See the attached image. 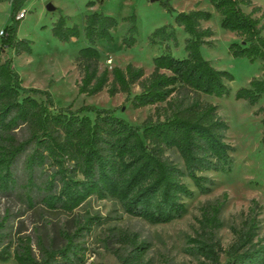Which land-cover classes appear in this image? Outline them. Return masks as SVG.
<instances>
[{
	"label": "trees",
	"instance_id": "1",
	"mask_svg": "<svg viewBox=\"0 0 264 264\" xmlns=\"http://www.w3.org/2000/svg\"><path fill=\"white\" fill-rule=\"evenodd\" d=\"M208 1L219 14L220 25L240 38L230 43L229 51L264 61V9L253 0ZM18 12L14 7L13 20L2 28L0 38V194L15 197L28 208L39 205L66 212L91 196L111 198L125 213L159 224L181 218L188 211L187 199L212 191L214 181L205 172L232 170L233 146L225 140L229 125L217 105L201 99L202 94H229L227 82L234 78L231 71L217 68L202 54V45H213L208 39L213 30L202 26L213 17L211 10H177L172 22L154 28L149 42L163 50L153 57L147 76L143 67L131 62L100 70L98 41L114 39L117 17L94 10L85 15L82 29L63 14L53 21L51 32L58 39L68 41L83 32L87 41L76 57L78 93L95 95L106 88L109 96H128L132 85H138L139 92L130 99L132 108L155 105L154 113L139 124L128 122L111 108L57 106L49 90L25 86L12 66V57H1L7 50L15 55L32 50L30 40L17 36ZM123 20L128 27L122 41L131 46L138 33L137 16L132 13ZM178 29L187 35L182 56L172 49L180 45ZM262 95L264 76L253 77L235 93L251 105ZM257 114H261L264 141V106ZM169 151L176 152L179 160ZM226 196L201 207L200 232L190 237L187 252L199 257L201 264H264V207L253 198L241 225L233 227L234 239L224 246L217 231L223 225L220 214ZM10 217L6 211L0 219V260L85 264L87 248L78 240L80 232H62V243L58 235L48 240L37 235V254L31 236L14 240ZM93 223L100 224L101 219L95 216ZM118 239L127 248L115 250L117 264H154L146 257L149 243L136 233L123 232Z\"/></svg>",
	"mask_w": 264,
	"mask_h": 264
},
{
	"label": "rangeland",
	"instance_id": "2",
	"mask_svg": "<svg viewBox=\"0 0 264 264\" xmlns=\"http://www.w3.org/2000/svg\"><path fill=\"white\" fill-rule=\"evenodd\" d=\"M101 11L119 19V24L112 29L114 39L98 41L102 53L100 70L112 66L124 67L131 62L144 68L145 76L153 69V57L163 50V46L151 44L149 34L162 24L173 21L175 11H187L193 8L211 10L213 17L203 21V27H210L213 35L208 38L213 45H202L205 58L214 66L231 71L234 78L227 82L230 92L224 96L201 95L204 101L217 105L218 113L229 128L225 140L233 146L231 152L233 167L230 172H205L213 181L212 191L207 194H196L187 199L188 211L181 218L168 223L151 224L141 218L125 213L120 205L111 198L99 199L89 197L72 212L51 211L37 205L28 208L21 200L13 196L0 194V219L8 211L13 224V237L31 236L34 251L38 254L37 235L48 240L58 235L62 243V232H80L78 240L87 248L85 264H117L115 250L120 252L127 248L118 237L121 233H136L141 240L149 243L146 254L154 264H201L199 257L187 252L190 237L200 232L201 207L207 202H214L226 194V202L220 214L223 223L217 234L224 246L234 239L233 227L238 228L244 218L250 202L257 199L264 207V141L262 140L261 114L258 108L264 106V95L255 105L244 99H238L235 93L238 88L248 86L253 77L264 76V61L250 60L245 56H234L229 45L240 38L220 25L219 14L208 0H94ZM88 0H0V29L12 22V11L17 6L19 12L25 13L19 20L17 36L31 41L30 52L24 51L15 55L12 50L5 51L1 57H12V66L19 72L23 84L27 87L47 89L51 92L57 106L72 108L83 104L114 109L115 114L132 124L141 123L148 114L154 113L155 105L139 109L131 106V97L139 92V86L131 87L130 95L117 93L109 96L106 88L95 95L79 94L77 83L80 73L76 68L78 49L87 44L84 35L68 41L55 37L51 28L53 21L60 14L67 16L69 23H77L82 29L85 14L90 13ZM264 9V0H253ZM48 3L54 7L47 9ZM171 7L173 10H169ZM249 11V7H244ZM18 12V13H19ZM135 13L138 33L136 42L127 46L122 41L128 23L124 16ZM187 35L178 29L180 45L173 46V52L182 56L184 38ZM161 103L160 105H164ZM179 160L176 152H168ZM192 185V184H191ZM101 219L100 224L93 223L94 217ZM264 234V212L261 215ZM92 221V222H91ZM84 226L82 231L78 227ZM0 264H18L11 257L0 260Z\"/></svg>",
	"mask_w": 264,
	"mask_h": 264
},
{
	"label": "crops",
	"instance_id": "3",
	"mask_svg": "<svg viewBox=\"0 0 264 264\" xmlns=\"http://www.w3.org/2000/svg\"><path fill=\"white\" fill-rule=\"evenodd\" d=\"M105 0H103V2H104ZM196 8V7H195ZM88 9H90V11L92 12V11H94V10H99L100 9V5L99 4H94V5H89L88 6ZM190 10V9H189ZM86 14H88V13H86ZM85 14V15H86ZM83 34V32H81V35ZM75 37H73V38H71V39H74Z\"/></svg>",
	"mask_w": 264,
	"mask_h": 264
},
{
	"label": "built area",
	"instance_id": "4",
	"mask_svg": "<svg viewBox=\"0 0 264 264\" xmlns=\"http://www.w3.org/2000/svg\"><path fill=\"white\" fill-rule=\"evenodd\" d=\"M25 15V13L24 12H22V11H20L18 14H17V18H21V17H23ZM4 34V31H3V29H0V38H1V36Z\"/></svg>",
	"mask_w": 264,
	"mask_h": 264
},
{
	"label": "water",
	"instance_id": "5",
	"mask_svg": "<svg viewBox=\"0 0 264 264\" xmlns=\"http://www.w3.org/2000/svg\"><path fill=\"white\" fill-rule=\"evenodd\" d=\"M47 9H49V10H53L54 7H53V5H52L51 3H48V5H47Z\"/></svg>",
	"mask_w": 264,
	"mask_h": 264
}]
</instances>
